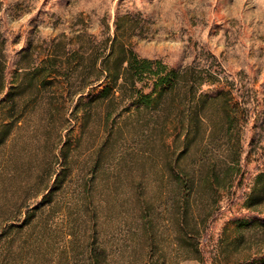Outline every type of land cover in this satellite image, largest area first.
<instances>
[{"label": "rangeland", "instance_id": "obj_1", "mask_svg": "<svg viewBox=\"0 0 264 264\" xmlns=\"http://www.w3.org/2000/svg\"><path fill=\"white\" fill-rule=\"evenodd\" d=\"M0 264H264V0H0Z\"/></svg>", "mask_w": 264, "mask_h": 264}, {"label": "trees", "instance_id": "obj_2", "mask_svg": "<svg viewBox=\"0 0 264 264\" xmlns=\"http://www.w3.org/2000/svg\"><path fill=\"white\" fill-rule=\"evenodd\" d=\"M116 42L114 39L110 51L99 56V58H103V67L97 79L106 82L99 96L106 98L110 96L114 88L128 86L131 98H137L142 103H148L151 94L144 93L138 83H143L145 79L151 77L155 81L153 90L155 91L160 87L165 90V87L171 85L173 79L175 80L177 74L175 69L167 70L162 61H153L141 57L135 50L123 44L116 51ZM112 61L115 64L113 68L111 67ZM90 85H94V83Z\"/></svg>", "mask_w": 264, "mask_h": 264}]
</instances>
